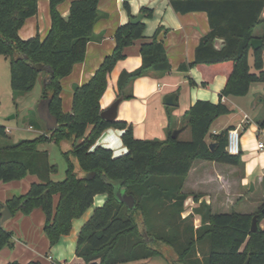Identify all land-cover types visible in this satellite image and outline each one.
<instances>
[{
    "label": "trees",
    "instance_id": "obj_1",
    "mask_svg": "<svg viewBox=\"0 0 264 264\" xmlns=\"http://www.w3.org/2000/svg\"><path fill=\"white\" fill-rule=\"evenodd\" d=\"M39 0H0V54L10 63L13 99L33 90L42 75L43 99L57 120L50 134L34 138L12 140L0 124V180L23 179L34 174L27 193L0 201V211L6 205L15 215L17 211L30 214L36 208L45 213L44 233L50 245L72 230L73 219L80 218L93 204L97 194H107V200L96 208L81 227L75 254L85 264H130L155 256L167 257L170 264H264V201L254 213L230 211L213 212L212 206L200 202L194 212L201 215L202 224L195 228L192 215L182 217L185 200L184 182L196 160L216 161L240 166L241 156L226 151L228 129L206 136L214 121L231 113L222 102L224 96L246 95L255 82H264V44L254 48V38L264 42V0H169L176 12H207L210 31L201 37L195 59L179 66L182 71L196 67L203 75V87H208L218 74L226 75L220 100H197L181 116L180 127L190 128V140L171 137L178 128L166 106L168 126L165 139H137L134 125L124 120L107 121L101 116L100 100L108 86L109 74L124 59L125 48L143 38L144 18L154 10L142 7L138 23L128 21L119 26L114 39L116 47L103 60L92 78L73 88L70 112L62 109V79L69 75L76 63L82 62L87 43L94 37V24L99 17L100 0H73L70 15L65 18L58 5L65 0H50L51 26L48 34L27 40L19 36L26 19L38 13ZM129 11V4L125 2ZM137 16L131 15V19ZM262 28V27H261ZM264 29V28H263ZM161 27L148 42H143L140 67L120 73L117 82L121 101L134 97L130 85L147 74L171 71L163 42L157 40ZM226 40L221 49L216 39ZM254 56L250 65V53ZM16 55L21 58H16ZM24 57H27L24 58ZM32 64L50 66L53 74L39 71ZM189 85H196L190 77ZM17 103V102H16ZM258 125L264 128V117ZM122 131L121 141L127 148L115 156L112 149L97 145L96 140L108 128ZM64 140L71 145L64 146ZM54 142L67 161L65 178L53 179L57 164L49 159L48 150L39 146ZM215 143L213 149L210 144ZM89 173L95 176L88 178ZM118 192L133 194L135 207L119 202ZM58 196L55 202V196ZM195 198H197L195 196ZM257 216L259 230L251 231L253 216ZM0 213V220H1ZM147 233V238L144 237ZM13 233L0 224V249L14 246ZM0 264H41L12 261ZM52 264H68L54 261ZM77 264V263H75Z\"/></svg>",
    "mask_w": 264,
    "mask_h": 264
},
{
    "label": "crops",
    "instance_id": "obj_2",
    "mask_svg": "<svg viewBox=\"0 0 264 264\" xmlns=\"http://www.w3.org/2000/svg\"><path fill=\"white\" fill-rule=\"evenodd\" d=\"M72 1L65 0L58 5L59 12L65 18L70 15L69 10ZM125 2L129 4V11L126 9ZM142 7L154 10V15L143 19L145 25L144 37L135 40L134 44L125 48L126 55L124 59L120 60L109 74L108 86L100 100V105L103 111L117 99V82L120 73L141 66L143 62L141 56L143 42L150 41L157 29L161 27L157 40L164 44L165 56L171 64V71L164 74L150 73L136 79L130 85L134 97L120 102L117 120L132 123L134 125V136L137 139L163 140L166 137L169 112L162 101L165 94L174 93V91L179 92L178 105L172 107L170 112L173 116L174 125L180 128V118L191 107V104L199 99L217 103L226 82V75L223 73L218 74L210 85L205 88L202 86L203 75L195 66L190 67L188 71L179 69L181 64L190 63L195 59V51L201 37L210 31L208 15L205 11L181 14L173 9L169 0H100L98 3L99 17L93 26L94 37L87 43L85 58L82 62L76 63L72 72L63 77L61 81L62 109L65 112L71 111L74 86L77 84L82 85L92 78L104 61L103 59L116 47L114 39L116 30L119 26L130 21L131 15L138 16ZM37 13L35 16L28 17L19 29V36L22 39L27 40V38L37 35L43 39L48 34L51 26L50 0H39ZM258 30L257 28L256 33L264 32V29ZM250 65L253 67L251 61ZM190 77L195 80L196 85H189ZM39 78L33 90L39 83L43 89L45 78L42 75ZM250 88L249 93L252 92L253 94L247 100L235 99L232 96H224L222 99V102L226 105H228V102L232 105H228L231 113L225 115L238 112L240 114L241 112L235 118L228 119L223 127V130L238 127L241 132V165L236 166L226 163L225 165L216 161L196 160L184 182L183 188L184 192L188 194V198L184 202L185 209L182 212V217L192 215L195 228L202 224L201 215L194 212V208L200 202L211 205L213 212L226 213L236 207L239 209L241 203L248 199L243 188L252 176L257 175V184L259 183L263 189L262 197L256 205L257 210L264 201V148H258V143L260 141L264 142V128H260L257 121L259 118L264 117V82L252 83ZM33 90L28 93L33 92ZM24 97L22 95L18 98L19 103ZM38 102V113L35 114L34 109H32L35 119H29L26 130L37 132L39 135L45 133L49 135L52 129L47 126V120L44 119L47 114L45 110L48 99L41 98ZM19 103L17 104L19 105ZM249 109L255 110L254 117L247 112ZM29 114L31 113L29 112ZM16 116L17 114L14 115V117ZM245 116H247V119H245ZM25 117L26 115H24ZM40 120L43 122L42 125L38 122ZM1 125L5 126L12 140L24 139L21 135V132L26 131L24 128L19 129L20 133L14 134L12 137L13 128L7 126V124ZM45 128H47L46 132H44ZM214 131L221 133L216 129L212 133ZM121 135L122 131L120 129L110 127L99 136L96 144L112 149L115 156L123 155L127 152V148L121 141ZM64 142L70 141L64 140ZM38 180V176L30 174L21 181L13 183V187L6 185L8 186L7 191H12L10 192L12 194H7L4 197L0 196V201L5 202L15 195L27 193L31 184ZM251 184L256 190V183L251 182ZM57 199L58 196L56 195L55 202ZM106 200L107 194H97L90 208L80 218L73 219L71 232L63 235L54 246L50 245V240L44 233L45 213L42 208H36L28 215L23 212H16L3 224L13 234L18 233L14 239V249L11 251V254H13L12 260L0 259V262L8 263L18 260L22 263H28L39 260L41 264H52L54 261L62 263L66 261L68 264H85L84 259L75 254L77 237L81 227L91 218L96 208L102 206ZM245 210L234 211L240 213H254L257 211ZM260 227L264 229V219L261 220ZM19 243L25 245L30 253L21 254L17 248ZM40 243L41 245H39ZM130 264L136 263L130 262Z\"/></svg>",
    "mask_w": 264,
    "mask_h": 264
},
{
    "label": "rangeland",
    "instance_id": "obj_3",
    "mask_svg": "<svg viewBox=\"0 0 264 264\" xmlns=\"http://www.w3.org/2000/svg\"><path fill=\"white\" fill-rule=\"evenodd\" d=\"M261 27L258 28L259 29L258 31H261L264 28V26H261ZM250 56H251L250 61L253 64L254 57L252 56V54ZM252 94L253 93L251 92L246 95H239V96H232V97L235 99L247 100L248 98L252 97ZM24 96L25 97L20 101V103H19L18 98L16 99V102L19 103V105L14 101L12 90H11L10 63H8V60L5 58L4 55L0 54V124H7V126L13 128L12 133H11L12 137L14 134L20 133L18 131L19 129H22V128H24L25 130L27 129V123L29 122L30 118L35 119L33 116L34 112L32 109H34L35 114L38 113L37 111L38 104H39L38 101L41 100V98L43 97L41 84L39 83L38 86L33 90V92L24 94ZM228 105H231V103L228 102ZM29 112L31 114L28 115ZM247 112L252 117H254L256 113L255 110H252V109L247 110ZM15 114H17L16 117L8 119L12 117V115H15ZM240 114L238 112L236 114L224 115V116H221L219 119H216L212 125L210 132L206 136L207 140L209 141L211 140V134L214 129L219 130L220 132H223L225 130V129L223 130V127L226 124V121L228 119L235 118V116L240 115ZM24 115H26L25 118H24ZM38 122L40 124L43 123L41 120ZM46 131H47V128H45L44 132ZM21 135H23L22 138L29 139V138H34L36 136H39V133L33 132L31 130L29 131L26 130L25 132L24 131L21 132ZM179 138L184 139V140H190L191 138L190 128H186L185 130H183L180 133ZM70 145H71V142H65L64 144V146L66 147H69ZM39 148L49 150V159H51L52 163L57 164V171L53 174V179L56 181H62L66 176L65 170L67 167V161L64 158L61 148L57 144L50 143V142L41 144ZM21 180L22 179H14L13 181H9V182H4L0 180V196L4 197L7 194H12L10 193L12 191H9V192L7 191L8 186L11 185L10 187H13L14 185L13 183L19 182ZM251 182L256 183L257 188L254 191L251 190V186H250ZM243 189H245L244 191L247 193L246 198L248 197V199H245V201L241 203V206L239 209H237L236 207L234 208V210H237V211H241L242 209H246L245 211L257 210L256 205L259 203V199L262 197V192H263L262 186H260L259 183L257 184V175L249 178V181L247 182V184L245 185ZM11 190L13 189L11 188ZM17 193H21V192H17ZM19 212H22V211H19ZM12 221H15V220H12ZM16 235H18L17 232L13 234V241ZM39 245H41V243ZM17 248L21 254L30 253L29 249L21 243L17 245ZM13 249L14 247H10V246H5L1 248L0 249V259L5 260V261L12 260L13 254H11L12 253L11 251ZM135 263L136 264H170L167 257H165L164 255L146 258V260H141Z\"/></svg>",
    "mask_w": 264,
    "mask_h": 264
},
{
    "label": "water",
    "instance_id": "obj_4",
    "mask_svg": "<svg viewBox=\"0 0 264 264\" xmlns=\"http://www.w3.org/2000/svg\"><path fill=\"white\" fill-rule=\"evenodd\" d=\"M142 19V14H139L136 18L134 19H131V22L133 23H138L140 22V20ZM215 47L217 49H221L222 46H224L226 44V40L224 39H216L215 40ZM264 44L263 40L261 39H257V38H254L253 39V42H252V46H253V49L254 48H259V47H262ZM16 58H21V56L19 55H16ZM27 59V57H24ZM32 66L39 70V71H47L49 72L50 74H53V70L50 66H47V65H42V64H32ZM178 96H179V92L177 91H174V93H168V94H165L164 97H163V104H165L166 106H169V107H175L178 105ZM121 102V98H118L116 99L111 105L110 107L104 109L102 112H101V116L107 120V121H114V120H117V114H118V105L120 104ZM48 105H49V100H48V103H47V106H46V115L44 117V119L47 120V126L50 128V129H54L57 127V120L56 118L51 115L50 113V110L48 109ZM14 115H12V117L10 118H13ZM186 127L185 126H182L180 128H175V130H173L172 132V135L171 137L173 139L177 138L179 136V134L185 129ZM215 145V143H212L210 144V147L211 149H213V146ZM93 176H95L94 173H89L88 174V178H92ZM251 190H254V186L251 184ZM117 198L119 200V202L125 204L126 206H128V208H134L136 205H135V202H136V198L134 197L133 194H127V193H124V192H118L117 193ZM2 217H1V220H0V224L3 225L4 222L8 219H10L12 216H13V213L12 211L6 206L4 205V207L2 208V210L0 211ZM253 220H252V223H251V231L253 232H256L259 230V225H258V218L257 216H253L252 217ZM144 237L147 238V240H150L149 237H147V233L144 232ZM244 264H249V258L245 261Z\"/></svg>",
    "mask_w": 264,
    "mask_h": 264
},
{
    "label": "built area",
    "instance_id": "obj_5",
    "mask_svg": "<svg viewBox=\"0 0 264 264\" xmlns=\"http://www.w3.org/2000/svg\"><path fill=\"white\" fill-rule=\"evenodd\" d=\"M245 119H247V116H245ZM214 134H218L216 131H214ZM228 142L226 145V151L229 154L239 155L241 153V132L238 127L236 128H229L227 133ZM258 148L263 149L264 148V142L260 141L258 143Z\"/></svg>",
    "mask_w": 264,
    "mask_h": 264
}]
</instances>
